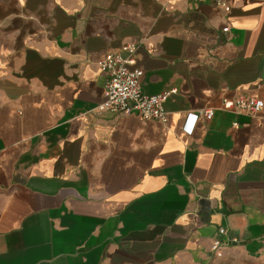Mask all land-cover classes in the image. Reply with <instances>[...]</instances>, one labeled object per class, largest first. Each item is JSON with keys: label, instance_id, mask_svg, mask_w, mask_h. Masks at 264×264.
Returning a JSON list of instances; mask_svg holds the SVG:
<instances>
[{"label": "crops", "instance_id": "1", "mask_svg": "<svg viewBox=\"0 0 264 264\" xmlns=\"http://www.w3.org/2000/svg\"><path fill=\"white\" fill-rule=\"evenodd\" d=\"M216 1L0 0V264H264V0ZM126 44L167 122L99 110Z\"/></svg>", "mask_w": 264, "mask_h": 264}, {"label": "built area", "instance_id": "2", "mask_svg": "<svg viewBox=\"0 0 264 264\" xmlns=\"http://www.w3.org/2000/svg\"><path fill=\"white\" fill-rule=\"evenodd\" d=\"M216 4L224 11H229L230 6L224 0H217ZM227 27L223 31H227ZM134 44L124 45L119 52L107 54L98 60V68L107 75L104 85V100L99 104V110L117 114H136L142 119H156L167 122V113L164 102L175 90H168L155 95L144 94L141 87L142 72L139 69H131ZM263 107L261 99L254 95H238L230 100L222 101L224 110L248 116L256 115ZM207 120L212 117L211 110H205L202 114ZM191 116V115H190ZM192 120L197 116H191ZM218 233H226L224 228H219ZM222 246L220 239H214L211 244L213 252L218 253Z\"/></svg>", "mask_w": 264, "mask_h": 264}]
</instances>
